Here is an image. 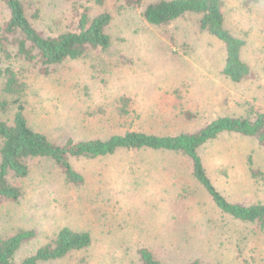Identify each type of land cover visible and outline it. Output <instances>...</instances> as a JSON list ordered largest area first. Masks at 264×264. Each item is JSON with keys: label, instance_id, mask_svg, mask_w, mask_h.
Listing matches in <instances>:
<instances>
[{"label": "rangeland", "instance_id": "374dc122", "mask_svg": "<svg viewBox=\"0 0 264 264\" xmlns=\"http://www.w3.org/2000/svg\"><path fill=\"white\" fill-rule=\"evenodd\" d=\"M156 1L24 0L29 21L45 36L75 31L83 8L90 17L111 16L106 51L89 52L46 74L12 61L25 86L29 127L63 144L126 132L194 133L218 117L243 116L251 108L264 112V0H223L226 28L245 42L241 58L250 72L239 84L223 75L224 46L200 30L198 17L148 25L142 15ZM7 18L0 4V22ZM2 83L0 77V98ZM186 112L193 117L186 119ZM11 114L0 118L10 120ZM199 154L229 202L264 204V153L254 141L222 135ZM250 155L258 180L248 171ZM69 161L84 179L80 186L69 184L47 159L29 161L27 177L10 179L22 196L0 204V235L34 232L17 261L70 228L87 232L91 246L40 264H139L141 247L154 249L162 264H264V228L221 214L192 180L185 157L118 150Z\"/></svg>", "mask_w": 264, "mask_h": 264}, {"label": "trees", "instance_id": "16d2710c", "mask_svg": "<svg viewBox=\"0 0 264 264\" xmlns=\"http://www.w3.org/2000/svg\"><path fill=\"white\" fill-rule=\"evenodd\" d=\"M133 0H128V5ZM258 0H247L246 2ZM27 3L30 4L29 0ZM8 12L7 20L0 22V77L2 98L0 113L11 112L10 120L0 118V204L17 203L22 196L20 187L10 179L28 176V162L47 159L63 173L65 180L73 186L84 183L81 174L70 164V158H102L118 150L160 152L185 157L191 166V177L211 199L217 210L242 223L256 224L264 228V204L248 206L229 202L213 185L199 154L201 148L222 135L250 139L264 153V112L247 111L243 116L218 117L194 133H180L173 136H156L142 132H126L105 140H67L63 144L50 141L44 134L29 127L25 115L24 85L12 61L33 64L46 74L50 67L66 61L79 60L92 51H106L111 42L107 28L111 22L108 13L90 17L88 8L78 14L75 31L45 36L34 28L26 14L24 0H0ZM223 0H159L149 4L144 12V21L151 26L170 25L178 19L194 15L199 18L200 30L221 42L225 49L223 75L234 84L249 76V67L241 58L244 40L234 36L227 28L223 13ZM5 62V63H4ZM4 63V64H3ZM3 64V65H2ZM191 119V113L184 114ZM246 163L250 177L258 180L261 174L254 170L252 156ZM9 233V232H8ZM0 235V264H40L63 259L73 252L86 250L92 240L87 232L70 228L60 229L54 239L38 248L33 254L16 260L20 248L34 238L32 230H17ZM139 264H162L157 253L150 247L137 250ZM190 264H201L198 261Z\"/></svg>", "mask_w": 264, "mask_h": 264}]
</instances>
